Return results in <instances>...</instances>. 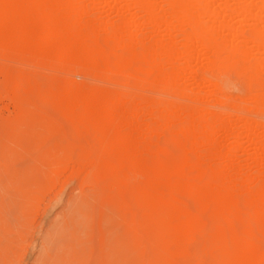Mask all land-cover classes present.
<instances>
[{
  "label": "rangeland",
  "instance_id": "obj_1",
  "mask_svg": "<svg viewBox=\"0 0 264 264\" xmlns=\"http://www.w3.org/2000/svg\"><path fill=\"white\" fill-rule=\"evenodd\" d=\"M120 1L81 2L89 6L86 8L93 18L114 20L116 15L123 12L121 10L124 6L121 5L125 2ZM215 1L217 4L218 1ZM129 9L130 11L125 10L129 18L143 15V12L138 9L136 11V8ZM249 25H244L245 31H248L247 28L251 29L253 24ZM260 25L258 26L261 27ZM146 26L144 22L136 24L138 33L135 31L139 38L148 40L150 35L161 36V33L157 34L158 28ZM154 29L156 30L152 31ZM219 32L221 36H226L227 31ZM166 33H170L168 35L170 38L174 37L176 43L180 42V36L175 34L178 32L172 30ZM163 34L161 38H164ZM244 44L247 49L249 44ZM131 62H134L130 72L132 75L118 69V59L111 57L110 64L103 67L97 78L90 79L86 78V75L75 74L68 66L50 63L48 59L38 62L26 55L0 52V264H204L206 261L205 264H218L220 256L226 252L228 255L222 264H264V239L260 232H256L260 233L259 236L256 235V247L262 250L263 255L238 254L234 250V243L230 241V234L232 231L243 232L245 229L240 218L230 217L220 211L214 213L205 201H194L186 192L171 197L163 193V186L169 185L175 178L186 176L189 179L195 176L196 170L190 166L195 159L193 161L192 153L181 152L179 146L171 142L167 134H161L162 132L153 126L150 127L152 131L147 126L150 121L148 112L151 110L149 102L160 90L157 86L144 83L138 76L140 59L137 51L132 55ZM194 67L192 63L189 69L194 71ZM204 67L202 63V66L195 67V71L200 73L198 76L202 79L213 82V89L208 85L195 86L191 78L193 73L190 75L188 70L190 77H185H188V80L184 78L187 81L186 94L166 90L164 99L176 100L183 104L190 102L193 96L198 101L200 98L192 94L193 87H196V93L199 95L208 94L212 89L214 95L228 99L233 104L236 103L235 105L250 97L251 86L246 85V78L235 66L222 69L206 66L203 70ZM261 71L264 75V67ZM196 81L198 80L196 79L195 83ZM63 83L74 85L76 89H81L76 86H83V90L89 89V92L86 90L87 94L100 86L106 91L109 90L108 92H116L129 102H137L136 110L127 111V116L131 117L136 111L139 112L133 124L135 123L137 131L142 130L141 135L145 136L140 138L150 139L148 142L152 144L148 161L151 163L150 175L155 176L153 185L142 177L139 170L130 171L115 156L97 160V138L91 135V132H84L82 126L75 124L54 101L53 93L55 89L60 88L59 84L64 85ZM222 85L227 88L224 89ZM187 94L191 99L186 98ZM209 104L210 108L207 107L210 111L220 113L227 109L223 104L213 105L211 100ZM116 108L121 109L120 106ZM234 110L233 107L229 108L230 115ZM251 110L253 109H248L245 114L257 117L256 131L262 136L264 111L250 112ZM235 114L230 119L235 118ZM235 125L239 126L237 123ZM235 128L236 126L232 131H235ZM149 130L150 133H147ZM221 133L217 136L218 139L216 138L218 146L237 143L241 146L239 148L243 149L233 152L231 168L239 167L244 170L245 172L240 171L243 175L239 172L244 178L249 173L264 172V156L258 158L257 166L249 167L250 170L245 167L248 165L246 162L252 161L254 150L252 144L246 141L247 138H238L234 133L232 135L235 138L226 132V136L224 132ZM117 134L118 132L115 135ZM161 141L168 144H163V147ZM157 145L161 147L157 149ZM168 145L170 149L166 148ZM197 149L202 150L201 159H196L197 164H205L211 160L207 158L206 152L203 153L201 147L198 146ZM206 149L204 150H209ZM113 166L115 167L112 168ZM155 168L161 171L158 172ZM234 172L235 170H232L231 174H236ZM129 178L132 179L128 182ZM215 180L217 179L212 178V181L216 182ZM211 193L208 194L211 196ZM235 193L230 198L231 206L235 214L241 216L249 204L241 195H237L239 193ZM188 203H191V206ZM204 229L206 230L203 231Z\"/></svg>",
  "mask_w": 264,
  "mask_h": 264
},
{
  "label": "bare ground",
  "instance_id": "obj_2",
  "mask_svg": "<svg viewBox=\"0 0 264 264\" xmlns=\"http://www.w3.org/2000/svg\"><path fill=\"white\" fill-rule=\"evenodd\" d=\"M81 1L0 0V52L26 55L38 62L48 59L50 63L68 66L77 75H86V78L95 79L103 67L110 64L111 57L118 59V69L130 73L133 69L132 63H134L131 62V57L137 51L140 59L138 76L144 80V83L157 86L160 90L159 94L149 102L151 110L147 111L150 116V121L147 119L149 121L147 126L149 128L153 126L160 130L161 134H167L171 142L179 146L181 152H190L194 155L193 161L195 159V162L190 164L196 170L195 176H191L189 179L186 176L175 178L172 183L166 186H163V183V193L165 192L166 196L171 197L174 194L186 192L194 201H205L214 213L220 211L230 217L237 216L245 225V229L243 232L240 231L241 233L232 231L230 234V241L234 243L235 252L243 256L263 255L262 250L256 247L258 242L256 235L259 236L261 233L264 239V172L249 173L244 178L239 167H237L238 170L231 168L233 152L241 149L239 148L241 146L237 143L218 146L216 138L218 135L220 136L221 132H224L225 136L226 133L230 135L234 133L238 138L242 136L245 137L244 139L247 138L246 141H249L254 149L251 156L252 161L246 162L248 165L245 167L248 169L251 166L252 168L257 166L258 158L264 156V134L262 136L261 133L257 134V120L255 119L257 117L245 114L248 109H253L255 112L256 110L264 111V78L261 74L264 67V0H217V4L214 3L215 0H211V2L209 0H123L125 3L121 7L124 6L125 9L122 8L123 12L118 15L125 14L127 10L130 11L129 7L136 8V11L137 9L142 11L143 15L132 16L133 18H129V15L126 16V14L125 16L124 14L116 15L117 18L114 16L116 18L114 20L93 18L87 11L86 7L89 8V6L84 5ZM101 1L104 0H100V3ZM119 1L114 0L115 3ZM120 2L122 3V1ZM140 22H144L146 27L158 28L157 34L161 33L162 36L164 33V38L153 35L147 37L148 40L139 38V34L137 35L135 31L137 30L138 33V29L135 26ZM249 23L253 25H251V29L247 28L248 31H245L244 25L250 26ZM172 30L178 32L175 34L180 36V42L176 43L174 37L170 38V33H168L169 35L166 33L172 32ZM219 31L223 33L227 31L229 34L226 32L227 37H224L220 35ZM164 35H168V38L165 39ZM140 36L142 35L140 34ZM196 43L199 44V46L197 44V48L194 46ZM244 43H248L249 48L247 46L246 49ZM192 63L195 67L202 66L204 63L203 70L206 69V66H215L218 69L235 66L246 78V85L251 86L250 94L248 92L250 97L235 105L236 103L233 104L228 99L214 95L212 91L214 83L198 76L200 73L195 71V67L194 71L193 67L189 69ZM188 70L190 71L188 72ZM187 72L190 75L193 73L191 78L194 80L195 86L208 85L211 86V91L209 90L208 94L199 95L196 93V87H193L192 94L200 98L198 101L193 96L191 99L188 94L186 98L190 97L191 100L187 103L180 104L176 100L166 101L163 97L166 90L186 94L185 82L190 77ZM186 73L187 75H185ZM133 75L135 76V74ZM186 76H188L187 79ZM196 79L198 81L195 83ZM63 84H59L61 89H55L54 101L61 106L63 112L75 124L82 126L84 132H91V135L93 134L97 138L98 144H95L97 145L95 147H98L97 151L89 148L97 153V160L115 156L130 171L139 170L142 177H145L153 185L155 176L154 174L150 175L151 163L148 161L152 144H149V137H146L149 142L140 138L142 130L138 132L135 123L133 124L137 120L139 112L136 111L131 117L127 116V111L133 110L132 112H134L136 110L137 102H133V100L129 102L116 92H108L109 90L106 91L100 86L90 90L91 93L87 94L89 89L83 90V86H76L77 88L81 87L79 89L82 91H80L74 85ZM223 85L225 84L223 83ZM210 100L213 105L223 104L227 109H223V113L208 110L211 104H209ZM118 106L121 107L120 110H116ZM232 107L235 108L236 114L231 111L235 114V118L230 119L233 114L230 115L228 110ZM234 119L235 121H233ZM236 123L239 126L235 125ZM235 126L236 130L232 131ZM117 132L118 134L115 135ZM147 133H150V130ZM110 136L114 137L111 139ZM235 136L232 135L234 138ZM163 144L165 143L162 142V146ZM167 144L168 142L165 145ZM159 145L156 146L157 149L161 147ZM198 146L203 149V153L206 152L207 158L211 159L210 161L207 159L208 163L198 162L197 164L196 159L202 157V150L199 151ZM166 148H169V145ZM206 148L209 149V152L204 150ZM173 154L175 155L176 152ZM188 162L190 163V161ZM155 170L161 171L158 168ZM232 170H235L236 174L232 175ZM258 171L260 170L258 169ZM212 178H216L218 181L214 182ZM130 179L132 178H129L128 182ZM109 181L111 182V180ZM139 186L141 187V183ZM154 186L158 187L156 184ZM210 192H212L211 196L208 194ZM235 192L239 193L237 195H241L249 204L241 216L236 215L233 206H231L230 198ZM188 204L191 206V203ZM239 204L241 205V203ZM242 209L245 210L244 207ZM251 222L254 223V226ZM227 255L228 252L223 253L217 263L222 264ZM199 256L203 257V255Z\"/></svg>",
  "mask_w": 264,
  "mask_h": 264
}]
</instances>
